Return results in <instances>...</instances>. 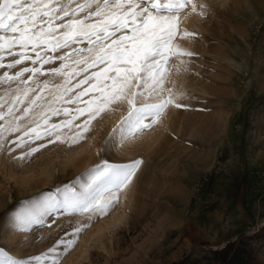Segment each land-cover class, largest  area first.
Segmentation results:
<instances>
[{
	"label": "rangeland",
	"instance_id": "rangeland-1",
	"mask_svg": "<svg viewBox=\"0 0 264 264\" xmlns=\"http://www.w3.org/2000/svg\"><path fill=\"white\" fill-rule=\"evenodd\" d=\"M29 3L40 11L30 32L58 43L55 51L29 48L31 59L20 64L22 49L0 50V264H264V0H172L181 8L156 76L160 92L146 87L136 101L172 103L146 119L148 127L116 132L132 107L127 101L101 105L84 131L77 125L86 117L72 116L83 105L68 102L89 87H73L86 75L111 74L104 64L82 71L111 39L91 54L75 51L87 41L58 46L71 31L60 26L97 22L89 13L103 0ZM44 4L70 15L43 16ZM104 11L119 16L129 5L116 9L110 0ZM25 68L37 71L4 75ZM10 121L20 131H11ZM66 121L59 139H29L42 124ZM137 160L119 190L93 183L98 170Z\"/></svg>",
	"mask_w": 264,
	"mask_h": 264
},
{
	"label": "snow or ice",
	"instance_id": "snow-or-ice-1",
	"mask_svg": "<svg viewBox=\"0 0 264 264\" xmlns=\"http://www.w3.org/2000/svg\"><path fill=\"white\" fill-rule=\"evenodd\" d=\"M110 0H103V7L97 5L95 11L89 13V17L95 16L101 19L95 23H85L84 21L72 20L69 23L63 24L60 27L63 29H71L63 34L64 42L59 44L60 48H68L73 43L87 41L89 47L87 49H76L77 52L87 51L92 53L97 47L102 46L105 41L111 39V44L106 48H101V51L96 55L95 61L83 68L82 71L87 72L90 67H96L99 64L110 66V75L105 76L104 73L99 75L93 73L86 75L82 80L78 81L73 87L79 88L81 85L88 84L89 87L77 93L75 98H69L71 104H82L73 110V120L79 119L81 116L86 118L77 125L81 130H87L91 120L95 118L103 109L101 105L112 102L127 101L132 105L128 115L122 119L113 131H120L125 126L139 130L141 127H148L145 124L146 119H152L160 115L162 110L170 103L171 100H163L159 104H150L145 101L136 103L139 97L144 96V90L150 88L151 93L159 94V81H156V76L159 75L161 67L166 62L167 48L169 41L173 35L174 25L171 24L173 14L180 11L181 5L172 3V0H165L163 3L153 2V0H111V3L116 9L122 7V3L129 5V12L123 15H108L105 9L108 8ZM150 5V7H149ZM43 7L48 9L42 13L43 16H56L58 12H63L65 16L70 15L63 6L56 8L50 4H44ZM83 7V6H81ZM139 11L132 13V9ZM35 9V10H34ZM74 10L71 15H75ZM154 10V11H153ZM131 14V19H128ZM40 11L34 3H29V0H0V50L8 49L9 54H13L12 49L19 47L23 51L16 53L20 59L15 61V64H20L24 59H31L26 56V51L31 48L36 51L42 44L54 45L52 50L55 51L57 41L43 40L41 35L30 32L29 22H35ZM139 21L137 20V18ZM57 18H59L57 16ZM87 19V18H86ZM21 25H23L21 27ZM125 29H130V35L124 34ZM5 33H12L9 38ZM117 33L121 35L117 36ZM115 37V38H114ZM37 58L42 59L44 53L37 51ZM68 57H64L67 59ZM91 58V57H89ZM53 58L49 56L44 63H49ZM33 64L37 61L33 60ZM86 63V62H85ZM4 65L0 63V68ZM8 68L14 67V64L7 65ZM155 70V71H153ZM37 69L25 68L22 72H18L15 76L5 77L9 80L15 79L23 75V72L35 73ZM54 73H59L60 69H53ZM79 75V73H76ZM149 79L155 81L149 85ZM162 79V77H161ZM93 81H96L93 83ZM100 81H103L101 83ZM71 89H68L70 91ZM97 93L94 96H89V99L82 100L81 97L88 96L89 93ZM179 106V105H177ZM12 108L8 109V113L12 112ZM28 109H24V115H27ZM59 114V113H57ZM5 113L0 112V120H3ZM22 117H15L19 120ZM70 122L60 123H45L36 129H32L33 135L29 137L31 140H39L43 137H55L59 139V131L69 127ZM8 128L11 131H20L18 124L9 122ZM5 129L0 127V136H3ZM24 135H29L25 132ZM22 139V138H21ZM49 142H54L50 140ZM22 146L17 144V147ZM38 148H33L31 151H38ZM141 161H133L130 165L122 167H112L98 170L93 177V183L96 181L107 182L111 185L109 191L119 190L125 186L135 169L140 165ZM67 199V198H66ZM115 198L113 197V200ZM112 201H109L111 203ZM98 206V205H93ZM80 227L75 228L79 232ZM58 243H63L60 241ZM50 249L49 251H54ZM39 260L40 257L34 258ZM8 264V262H6Z\"/></svg>",
	"mask_w": 264,
	"mask_h": 264
},
{
	"label": "bare ground",
	"instance_id": "bare-ground-1",
	"mask_svg": "<svg viewBox=\"0 0 264 264\" xmlns=\"http://www.w3.org/2000/svg\"><path fill=\"white\" fill-rule=\"evenodd\" d=\"M118 219V218H117Z\"/></svg>",
	"mask_w": 264,
	"mask_h": 264
}]
</instances>
